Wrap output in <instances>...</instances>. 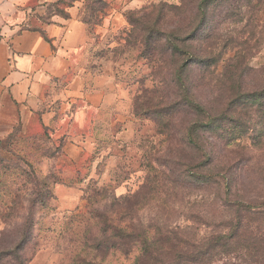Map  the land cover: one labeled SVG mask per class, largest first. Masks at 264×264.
Wrapping results in <instances>:
<instances>
[{"label":"rangeland","instance_id":"1","mask_svg":"<svg viewBox=\"0 0 264 264\" xmlns=\"http://www.w3.org/2000/svg\"><path fill=\"white\" fill-rule=\"evenodd\" d=\"M10 3L18 9L1 18L4 24L22 21L23 28L38 30L57 17L77 20L85 30L65 69L32 77L22 101L4 97L0 103V246L15 241L39 191L36 179L49 195L34 208L26 264H74L76 257L141 264L137 242L127 252L116 246L105 255L95 251L102 242L99 213L108 224H140L150 241L159 227L191 244L223 231L221 221H235L215 188L183 177L184 165L192 167L197 158L181 139L194 116L180 105L165 115L177 101L169 71L181 59L163 53V38L157 43L153 36L155 44L145 48L146 34L138 28L153 23L161 31L184 27L181 35L193 39L181 48L212 57L205 72L192 62L185 83L213 115L230 103L232 113L224 151L212 148L208 131L202 136L218 169L231 174L234 199L264 201V113L258 106L264 0H0V10ZM151 105L163 110L144 109ZM259 221H250L253 232L260 233ZM242 253L208 263L264 264L258 255L243 259Z\"/></svg>","mask_w":264,"mask_h":264},{"label":"trees","instance_id":"2","mask_svg":"<svg viewBox=\"0 0 264 264\" xmlns=\"http://www.w3.org/2000/svg\"><path fill=\"white\" fill-rule=\"evenodd\" d=\"M138 23L142 24L141 22ZM183 30L184 27H179L170 31H161L156 27V23H153L149 27L144 25V27L138 28V34L141 32L146 34V38L142 40L146 49L155 44L152 42L153 36L157 38V43L163 38L165 40L163 53H166L169 58L181 59L177 61L176 65L172 64L173 68L169 71L170 82H172L175 94L177 93V101L166 107L165 115L172 116L171 110L180 105L181 108L194 116L192 122L183 129L181 139L185 148L193 145L197 158L192 167L190 163L184 165L183 177H194L200 186L215 188L216 192L222 195L219 197L222 205L235 211V221H221V225L224 226L223 231L205 237L197 244H191L186 240L174 241L171 237V235L174 236L173 230L163 232L159 227L156 228L155 237L150 241L147 237L146 228L140 224L127 223L128 225H124V227L108 224L109 221L106 220L105 215L99 213V220H101L102 225V242L95 251L102 250L103 255H105L116 246L119 250L127 252L131 244L137 242L142 248L141 264H209L208 262L218 258V256L229 255L239 250L245 252L242 253L243 259H253L258 255L264 260V201L234 199L231 192V174L229 175L225 169H218L214 162L216 153L211 149L208 150L207 143L209 144V142L204 141L202 136L203 131H208L215 139L212 148L215 147L219 151H224V145L228 142L226 123L232 113L233 104H226L213 115L211 107L196 100L190 84L185 83L184 78L187 69H191L194 65L192 62H196L198 66L204 68L205 72L211 64L212 57L205 53V57L199 58L194 52L181 48L183 45L190 44L193 39L191 35H181ZM212 38L213 34L211 33L204 36L203 39L211 41ZM259 95L260 103L258 106L260 112L264 113V88L260 89ZM155 108L157 107L151 105L144 109ZM161 110L163 109H155L154 112L155 114L160 113ZM166 128L171 130V119L167 121ZM32 178L36 179V177ZM36 181L39 191H36L33 200L29 201L27 214L16 231L15 241L0 246V264H26L24 251L32 237L34 208L37 204L41 205L49 195L45 182L43 180L38 181V179ZM254 219H260V233L253 232L249 226L250 221L253 222ZM6 233H4V237ZM74 264L92 263L86 262L84 258L76 257Z\"/></svg>","mask_w":264,"mask_h":264},{"label":"crops","instance_id":"3","mask_svg":"<svg viewBox=\"0 0 264 264\" xmlns=\"http://www.w3.org/2000/svg\"><path fill=\"white\" fill-rule=\"evenodd\" d=\"M41 8L34 12H40ZM17 9L10 3L0 10V103L4 97L22 101L32 77L65 69V58L84 43V26L73 19L53 17L38 30L23 28L22 21L2 23L1 18L14 15Z\"/></svg>","mask_w":264,"mask_h":264}]
</instances>
